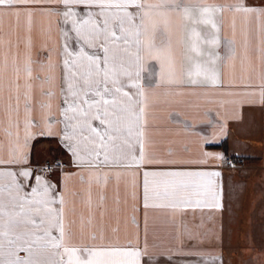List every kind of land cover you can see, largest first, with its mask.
<instances>
[{
	"label": "crops",
	"instance_id": "crops-1",
	"mask_svg": "<svg viewBox=\"0 0 264 264\" xmlns=\"http://www.w3.org/2000/svg\"><path fill=\"white\" fill-rule=\"evenodd\" d=\"M159 2L145 0L147 4ZM187 2L227 6L237 0ZM243 3L264 8V0ZM30 7L34 13L31 18L25 13L19 18L7 11L0 13V39L5 41L0 47V61L7 56L9 62L4 73L5 101L9 95L7 84L15 79L12 62L15 60L21 68V84L29 57L33 69L28 114L21 88L19 113L11 115L20 124L18 141L17 129L9 124V115L0 104V160L4 161L0 171L38 172L49 158L67 163L69 169L56 174L51 182L56 186L54 195L63 193L68 201L65 213L68 220L75 222L74 244L103 246L111 241L125 249L140 250L142 264H264V17L229 10L217 14L220 43L205 46L206 52L215 54V63L209 65L219 73V83L215 85H172L165 73V79L153 87L159 79L161 61L145 54V151L151 162L141 167H101L97 171L77 167L62 139L63 111L67 107L63 100V45L67 42L70 50L76 51L81 42L62 16L45 11H62L61 3ZM156 20V43L164 39L160 31L163 29L171 44L172 60L180 70L185 65L186 26L193 25L176 13ZM196 27L202 34H213L207 26ZM65 31L69 33L67 41L62 34ZM98 54L102 55V50ZM163 62L167 67V61ZM149 73L152 80L148 79ZM25 120L32 125L26 143ZM17 143L27 163L10 162ZM228 158L244 162L229 168ZM144 171L218 172L220 175L212 178L211 189L220 192V206H210L213 200L205 178L186 176L155 179L158 183L186 184L187 192H199L190 197V204L173 207L170 200L150 199L145 208ZM105 174L106 182L96 180V176ZM93 233L103 239L94 242L90 239ZM19 255L27 257L23 251Z\"/></svg>",
	"mask_w": 264,
	"mask_h": 264
},
{
	"label": "snow or ice",
	"instance_id": "snow-or-ice-1",
	"mask_svg": "<svg viewBox=\"0 0 264 264\" xmlns=\"http://www.w3.org/2000/svg\"><path fill=\"white\" fill-rule=\"evenodd\" d=\"M53 2L61 3L64 10L45 11L62 16L81 42L76 51L70 50L67 42L63 45L66 73L63 100L67 107L63 111L65 129L62 139L77 167L97 171L101 167H141L146 161L151 162L145 151L148 142L142 76L145 54L161 61L159 79L153 87L165 79V73L167 82L172 85H215L219 83V73L209 66L215 63V54L206 52L205 46L220 43L217 14L229 10L264 17V8L247 6L243 0L227 6L202 5L187 0H160L158 4H147L145 0H0V13L7 11L17 18L25 13L31 18L34 13L30 6ZM169 13L181 15L193 25L186 26L185 65L180 70L172 60L171 44L163 29L160 31L164 39L159 45L156 43L159 29L156 17L165 18ZM197 25L209 27L213 34H202ZM62 34L67 41L69 33ZM4 43L0 39V47ZM7 43L10 49L11 42ZM229 46L231 50V42ZM98 50H102V55ZM206 55L208 60L203 59ZM31 63L29 57L23 68L26 78L21 84V68L15 60L12 62L15 79L7 84L9 95L5 101L4 73L9 68L8 57L0 61V104L9 115V124L17 129V141L20 124L18 120H12L11 115L19 113L21 88L24 89L25 113L28 114L32 90ZM152 78L149 73L148 79ZM261 95L264 96V84L261 85ZM31 126V122L25 120V143L30 138L28 129ZM10 155L11 163H27L18 143ZM2 163L4 161L0 160ZM63 166L57 159L38 172L31 169L0 171V264H142L140 250L125 249L111 241L103 246L72 243L75 222L66 217L68 201L63 193L58 197L54 195L56 186L49 177V174L56 175L55 169ZM219 175L218 172L144 171V207H149L150 199L170 200L173 207L190 204V197L200 195L199 192H187L186 184L158 183L155 179L186 176L205 178L213 200L210 206L219 207L220 192L211 189L212 178ZM96 180L106 182L107 175L96 176ZM196 203L201 202L197 200ZM90 239L95 242L103 236L97 237L93 233ZM21 251L27 253L26 258L19 255Z\"/></svg>",
	"mask_w": 264,
	"mask_h": 264
},
{
	"label": "built area",
	"instance_id": "built-area-1",
	"mask_svg": "<svg viewBox=\"0 0 264 264\" xmlns=\"http://www.w3.org/2000/svg\"><path fill=\"white\" fill-rule=\"evenodd\" d=\"M58 158H49V159H46L44 161V163L41 165L40 169H42L43 167H46L47 164L49 163H52L53 161L57 160ZM64 166L62 168H57L55 169V173L58 174L64 170H66L68 168V164L65 163V162H62L60 159H58ZM244 162L243 159L241 158H228L227 159V167L229 168H234V167H237L239 165H241L242 163ZM56 175L52 176L51 174H49V177L51 179H53Z\"/></svg>",
	"mask_w": 264,
	"mask_h": 264
},
{
	"label": "rangeland",
	"instance_id": "rangeland-1",
	"mask_svg": "<svg viewBox=\"0 0 264 264\" xmlns=\"http://www.w3.org/2000/svg\"><path fill=\"white\" fill-rule=\"evenodd\" d=\"M67 169H69V165H68V168H67ZM67 169H66V170H67ZM51 180H53V179H51Z\"/></svg>",
	"mask_w": 264,
	"mask_h": 264
}]
</instances>
